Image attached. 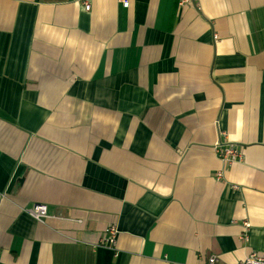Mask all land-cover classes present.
Instances as JSON below:
<instances>
[{
  "label": "crops",
  "instance_id": "0c3cea01",
  "mask_svg": "<svg viewBox=\"0 0 264 264\" xmlns=\"http://www.w3.org/2000/svg\"><path fill=\"white\" fill-rule=\"evenodd\" d=\"M222 135L242 161L217 155ZM39 204L42 223L27 213ZM109 226L114 250L100 245ZM252 253H264V0H0V264Z\"/></svg>",
  "mask_w": 264,
  "mask_h": 264
},
{
  "label": "built area",
  "instance_id": "2783aa9c",
  "mask_svg": "<svg viewBox=\"0 0 264 264\" xmlns=\"http://www.w3.org/2000/svg\"><path fill=\"white\" fill-rule=\"evenodd\" d=\"M125 7L129 6V0H119ZM194 0H180V6H184L187 3H191ZM85 9L90 10V5L85 4ZM225 135H222L219 143L216 145L215 150L217 155L221 158L224 163H233L242 161V154L240 151L230 142L224 140ZM223 178V174L219 173L217 179ZM29 216L34 218L39 222H44L49 218L47 205H34L33 207L27 209ZM118 239V229L115 226H111L105 230L104 236L101 239L100 245L114 250L116 248ZM244 241L247 240V234L242 237ZM207 264H221L219 259L215 256L206 259ZM240 264H264V253L256 254L252 253Z\"/></svg>",
  "mask_w": 264,
  "mask_h": 264
},
{
  "label": "bare ground",
  "instance_id": "6f19581e",
  "mask_svg": "<svg viewBox=\"0 0 264 264\" xmlns=\"http://www.w3.org/2000/svg\"><path fill=\"white\" fill-rule=\"evenodd\" d=\"M119 2H120V1H119ZM120 3H121V2H120ZM87 4H88V3H87ZM121 5H122L123 7H125L122 3H121ZM128 7H129V6H128ZM125 8H127V7H125ZM215 38H216V37H215ZM219 173H222V174H223V171H221V172H219ZM219 173H218V174H219ZM218 174L216 175V180H218V179H217ZM218 181H222V178H221L220 180H218ZM235 188H236V187H235ZM249 226H250V225H246V227H245L246 231L241 235V238H240L241 240H243L242 237L245 236V235L248 233ZM109 227H111V226H109ZM109 227H107V228H109ZM256 254H258V253H256ZM212 256H213V255H212ZM212 256H208V257H206V259H208L209 257H212ZM215 257H217V256H215ZM247 257H248V256H247ZM217 258H218V257H217ZM218 259H219V258H218ZM219 261H220L221 264H223V263L221 262L220 259H219Z\"/></svg>",
  "mask_w": 264,
  "mask_h": 264
}]
</instances>
